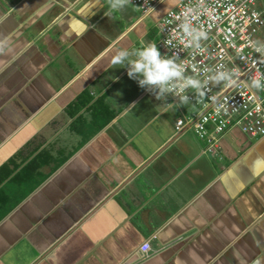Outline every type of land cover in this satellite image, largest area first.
Masks as SVG:
<instances>
[{"label":"crops","instance_id":"obj_1","mask_svg":"<svg viewBox=\"0 0 264 264\" xmlns=\"http://www.w3.org/2000/svg\"><path fill=\"white\" fill-rule=\"evenodd\" d=\"M165 1L0 0V264H264V138L206 153L127 74Z\"/></svg>","mask_w":264,"mask_h":264},{"label":"built area","instance_id":"obj_2","mask_svg":"<svg viewBox=\"0 0 264 264\" xmlns=\"http://www.w3.org/2000/svg\"><path fill=\"white\" fill-rule=\"evenodd\" d=\"M163 1L132 0L131 5L148 14ZM185 20L208 33V39L199 42V49L185 47L189 38L180 29ZM158 29L162 57H175L177 64L186 62L185 77L204 82L218 69H236L238 75L231 87L209 80L206 96L200 101L189 89V109L176 119L175 132L192 129L206 153H212L218 139L231 128L264 138V90L252 89L247 83L251 76L264 74V59L250 46V41L264 44V0H178L162 17ZM165 95L172 103H180L172 94ZM139 249L148 254L149 241Z\"/></svg>","mask_w":264,"mask_h":264},{"label":"clouds","instance_id":"obj_3","mask_svg":"<svg viewBox=\"0 0 264 264\" xmlns=\"http://www.w3.org/2000/svg\"><path fill=\"white\" fill-rule=\"evenodd\" d=\"M105 0H101L98 7L104 6ZM132 4V0H106V11L104 15L110 17L117 12H120L126 6ZM180 29L189 38L185 43V47L200 48V41L208 39V33L206 31L198 30L194 28L189 20H185ZM7 46V39L0 42V53H3ZM250 46L256 53H259L260 57L264 59V44L257 45L250 41ZM136 58L128 60L129 53L121 50L112 58L113 65L125 66V61L128 60L129 78L137 79L139 86L145 88L150 92L155 93L159 90V94L156 99L164 98L166 93L172 94L179 99V105H165L164 111L176 109L179 106H186L189 104V97L186 94L191 89L198 101L206 96L205 88L207 82L210 80L215 85L223 84L225 87H231L236 83L238 79L237 70H216L214 75L208 77V80L201 82L199 79L189 76L185 77L184 64L186 62L176 63V58L162 57L161 52L155 44H150L142 47L135 52ZM236 78V79H234ZM248 86L256 90H264V74L253 75L247 82ZM131 105L130 107H134Z\"/></svg>","mask_w":264,"mask_h":264},{"label":"rangeland","instance_id":"obj_4","mask_svg":"<svg viewBox=\"0 0 264 264\" xmlns=\"http://www.w3.org/2000/svg\"><path fill=\"white\" fill-rule=\"evenodd\" d=\"M175 2H177V0H166L163 4L165 7H170L173 6L175 4Z\"/></svg>","mask_w":264,"mask_h":264}]
</instances>
